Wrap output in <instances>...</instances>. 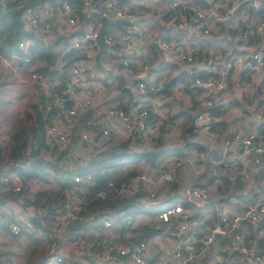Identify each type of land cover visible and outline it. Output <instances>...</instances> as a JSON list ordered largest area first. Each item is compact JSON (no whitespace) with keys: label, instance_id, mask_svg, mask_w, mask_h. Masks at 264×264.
<instances>
[{"label":"built area","instance_id":"2783aa9c","mask_svg":"<svg viewBox=\"0 0 264 264\" xmlns=\"http://www.w3.org/2000/svg\"><path fill=\"white\" fill-rule=\"evenodd\" d=\"M6 1L0 0V5ZM14 1L21 6L23 26L43 42L54 41V48L60 51H81L69 62L61 86L58 77L51 78L33 67L24 71L29 63L26 55L21 56L20 63L16 53L0 54L2 72L31 83L37 96L42 95L38 100L44 121L40 155L48 154L52 148L63 150L60 162L64 164L66 160L67 168L72 169L101 153L125 149L120 145L125 140L126 150L133 152L152 149L157 138L166 149L180 146L181 110L190 113V129L206 149L184 148L180 154L162 150L152 162L144 156L124 158L120 166L126 176L108 179L105 187L94 192L96 198L132 197L150 207L151 215L139 212L136 217L146 222L153 215L160 222L159 229L151 235L133 240L129 228L118 232L114 227L111 238H91L79 230L66 235V241L88 255L92 264H149V260L152 264H209L200 263L199 256L222 235L235 242L245 263L264 264V251L249 237L248 224L262 227L264 220V132H259L258 126L240 123L236 118L239 115L229 121L223 115L214 117L210 111L221 99L218 91L227 87L223 74L228 70L235 75L244 68L251 69L249 80L240 86L245 95H251L258 83L264 89V11L261 18L249 16L246 11V5L261 8L264 0H204L205 4L194 0H79V10L74 0H54L57 5L52 0L29 4ZM94 9L96 16L80 18V11L90 15ZM100 16L125 21L106 25L102 33L106 50L100 53L99 66H95ZM149 16L159 25L153 34L143 23ZM239 20L245 25L255 24L259 35L254 45L246 42V28L228 31L238 26ZM222 27L224 32L216 36ZM56 34H63V39L57 41ZM32 42L31 37L23 35L16 40V46L26 51ZM152 44L156 55L151 60L153 55L147 47ZM199 50L204 55L198 54ZM58 59L59 54L55 58L57 66ZM170 62L188 74L194 95L198 94L196 89L200 90L196 102L192 99L193 108L190 99L189 104L184 98L188 91L180 79L168 92L159 91L170 71ZM200 70H219V77H201ZM109 75L123 76L129 91L120 92L115 85L117 79L110 81ZM119 100L124 104H118ZM242 103L247 110L253 104ZM249 110L262 118L258 111ZM217 119L230 123L225 137H220L213 126ZM218 166L241 181L239 189L231 188L232 194H218L215 189L216 183H221ZM43 170L51 181L67 176L66 169ZM70 178L72 189L61 205L55 232H61L77 216L87 199L78 191L84 190L83 183L93 181L90 171H74ZM256 179L263 184L257 195L239 192L244 184L254 190ZM21 184L17 171L0 169V189L17 190ZM25 193L23 196H27ZM179 194L183 201L177 200ZM101 224L113 227L108 217L102 218ZM135 224L129 223L130 227ZM9 227L12 233L34 228L29 216L18 209ZM162 239L168 244H161ZM61 259L58 253H48L40 264H58Z\"/></svg>","mask_w":264,"mask_h":264},{"label":"trees","instance_id":"16d2710c","mask_svg":"<svg viewBox=\"0 0 264 264\" xmlns=\"http://www.w3.org/2000/svg\"><path fill=\"white\" fill-rule=\"evenodd\" d=\"M42 1H51V0H25L27 4L32 2H42ZM199 4H205L204 0H194ZM53 5H57L52 0ZM74 4L77 9H80L81 4L79 0H74ZM247 15L252 16L254 18L263 17L264 4H262L261 8L255 9L252 6L246 5ZM21 6L18 5L17 1L7 0L3 6L0 5V54L9 56L11 53H16L20 57L18 61L20 63L23 62L22 57L26 55L28 57L27 62H32L37 60L34 65V69L41 71L45 75L49 77H58L59 83L58 86H61L63 80L65 79V73L68 68L69 62L75 58L81 52L76 48H68L65 50L55 49L53 46V42H43V40L33 33L30 29H26L23 26V23L20 18ZM79 12V11H78ZM96 9L92 10L90 15H87L83 11L79 12L81 15V19H88L96 16ZM236 27H234L231 31L232 33L241 31L242 29H247V44L254 45L258 39V32L256 31L255 24L245 25L244 21L239 20L237 22ZM29 36L32 38V44L26 51H22L16 46V40L23 36ZM56 40L59 41L63 39V34H56ZM151 49L152 55H156L155 47L149 45ZM205 52L199 50L198 54L204 55ZM59 54L58 66L55 63L56 55ZM174 63H169V69L171 70L174 67ZM251 69L244 68L239 72H235V75L232 74V70H228L223 74V79L225 80V84L230 86L232 76H234V80L241 86L245 81L250 78ZM199 75L201 77H206L211 75L215 78L219 77V70L207 71L200 70ZM110 81L113 78L117 79V83L115 84L117 88H119L120 92H128L129 89L126 86L125 79L121 75H109ZM181 80L184 83V89L188 92L191 89V81L188 77V74L180 71L179 73L174 74L173 76H166L164 83L160 87L159 91L168 92L171 85L177 80ZM190 88V89H189ZM262 95H259V93ZM38 100H42V95L37 96ZM242 101H246L248 103H254V110L258 111L261 114V117L264 118V89L261 88V85L255 84L254 91L251 95H245L242 92ZM258 98L257 100H255ZM37 100V101H38ZM235 103L237 105L240 104V100L236 99ZM118 104L123 105L124 102L119 100ZM211 114L214 116L218 110V104L213 105L211 108ZM245 111V109H243ZM35 115L32 118L29 111H25L26 115L31 117V122L29 124H21L17 125L10 132L8 148L0 153V169L6 170H15L21 176L22 184L21 187L17 190H13L9 187H4L0 189V230L12 233L9 227V222L13 219L8 215L2 208L1 204L4 199L8 200H17V197L23 193L28 185L26 184L27 179H36L38 181H51L46 172L43 170L45 167H52L55 171L59 169H66L67 176L61 180L54 178L51 181V184L48 187H43L41 189H34L31 191V197L28 196L22 197L23 200L20 199L21 206L25 209L28 205H30L33 209L32 214H29V218L32 221V224L39 229H43L51 238L61 239V236L69 235L71 231H79V230H88L91 227H95L100 229L102 227L101 223H97L98 217L103 215L104 217H108L113 220V227H115L118 232H121L124 229H128L131 231L130 239H140L145 238L156 230L159 229L158 223L156 219H153L150 216V219L146 222H141L139 218L136 217L137 213L145 212L147 214H151L150 207L143 206L141 202L132 197L125 196H107L104 198H96L93 194L94 192L102 187H105L106 181L108 179L119 180L126 176L121 169V164L123 163L124 158H139L140 156H144L145 159L151 161L154 159V156L162 151L167 150L168 152H173L175 154H180L185 150L189 151L191 149L196 151H206L205 147L196 140L195 133H193L190 129L189 121H190V113L185 110L179 111L181 114V122L179 127L178 137H180L181 144L180 146H172L164 148L160 140L157 138L156 142L153 144V148L146 151H138L133 152L130 150H126L127 140L120 143L121 147L125 149H121L119 152L108 151L105 153H101L98 156H95L88 162L82 164L81 166H77L72 169H68L63 165L61 158H63V150H58L56 148H52L49 150L47 154H39V150L42 146V135H43V126L44 121L41 118L40 112L38 109H34ZM86 112L84 115H87ZM223 122L222 120L217 119L213 122V126L217 130L219 123ZM259 132H264V122H259ZM33 142V145H32ZM32 156L34 160L25 161L26 157ZM220 168V169H219ZM218 171L222 173L219 175L221 179V183H216L215 189H218V194H224L229 191L232 187L237 189L240 186L241 181L238 180L237 177H233L229 172V170L223 168V166L217 167ZM74 171H90L93 175L92 182H85L82 185L81 191H78V194L87 196L86 202L82 206V208L78 211L77 217L72 219L66 227L60 232V235H56L54 225H49L46 221V217L50 212L55 211L51 206V202H55V200L60 199V206L66 200V194L70 192L69 189H72L71 185L73 181L70 178V174ZM211 181V179H209ZM25 185V186H24ZM1 186V185H0ZM74 189V188H73ZM77 191V190H76ZM65 199V200H64ZM61 209V207H60ZM90 214V217L85 218V215ZM196 218V214H194ZM128 217V218H127ZM127 218V219H126ZM126 219V220H125ZM130 221H135V226L130 227ZM207 223V221H205ZM249 224L250 234L249 237L253 239L255 246L264 250V234L258 235L256 234V230L261 227V225H257L258 227L251 226ZM68 226V227H67ZM31 230V229H30ZM26 229H19L17 233H25V235L31 237L32 231ZM87 237H97L99 235H94L92 231L87 232ZM197 236H200L198 234ZM53 238V239H54ZM8 252V249L2 248L0 246V261L4 259V253ZM86 258L88 255L84 254ZM89 258V257H88ZM44 258H39L34 263H29V259H26L23 264H40ZM63 258L59 261L58 264H62ZM149 264H152L151 261H148Z\"/></svg>","mask_w":264,"mask_h":264},{"label":"crops","instance_id":"0c3cea01","mask_svg":"<svg viewBox=\"0 0 264 264\" xmlns=\"http://www.w3.org/2000/svg\"><path fill=\"white\" fill-rule=\"evenodd\" d=\"M143 23L145 25H148L149 29L151 30L152 34L154 32L158 31L159 25L155 22V19L152 17H146V19H143ZM224 32V28L222 27L219 32L216 33V36L221 35ZM226 33V30H225ZM198 38V37H197ZM147 50L151 52V49L149 47H147ZM155 59V55L152 56L151 60ZM24 71H26V66L23 69ZM180 67L178 66V68L176 66H174L170 71H167L166 76L170 77L173 74L179 73ZM1 77H0V92H1V99L2 101H6L4 104H11L9 106V108L11 109L12 106H16V108L13 109H9L8 111H6L7 113L9 111H12L13 113L15 112L17 114V117H19L18 119H20V117L22 116V113L26 111V109L24 110V106L29 108L28 105V101L29 98L31 97L32 99H34L33 104H34V108L38 109V102H36V95H37V91L35 92V88L34 86L29 83V82H24L21 81L20 79L13 77L10 73L8 72H2L1 71ZM226 88L221 89L220 91H218L217 96L221 97L220 101L218 102V112L214 115V117H219L221 115H223L224 117H227V119L229 121H231L233 119L234 116H237V119H240L239 122L242 124H247V125H254V126H259V120H255L253 119V114L252 111L249 109H253L254 110V103L251 105V107L247 109H245V107L243 106V103L239 105H237L235 103V101H237L236 99L242 101V90L240 85L234 80V76H232L231 79V84L230 86L226 85ZM190 89V88H189ZM196 92L198 93L197 95H194L193 92L190 91L187 92L188 95L184 96L185 99H187V103L190 104L191 101V108H193L195 106V103L192 101V99L196 102V100L198 99L199 95L201 94L199 89H196ZM200 92V93H199ZM263 92L259 93V95H262ZM190 99V101H189ZM196 99V100H195ZM258 98H256L255 100H257ZM234 103V105H233ZM169 106V105H168ZM245 109V111L243 110ZM28 111V110H27ZM21 115V116H19ZM22 118V117H21ZM235 118V119H236ZM31 120V117L29 116H25L24 120ZM234 119V120H235ZM222 120V119H219ZM219 123L218 129H219V136L220 137H225L229 131H230V123H228V121H224ZM257 124V125H256ZM243 126V125H242ZM6 137V136H5ZM213 151H216V149L212 148ZM44 154V153H43ZM25 161H30V160H34L32 156L30 157H26L24 159ZM64 166H68V163L66 162V160L64 161ZM36 181V180H35ZM244 188V189H243ZM258 188H263V184L259 181V179H256V186L254 187V190L247 187V185H243L241 188V191H239L240 193H244L250 195V196H255L257 195L258 192ZM237 189H239L237 187ZM28 190H29V186H28ZM231 190V189H230ZM247 191V193H246ZM20 199H24L22 197H17V200H8V199H4L3 203L1 204V208L11 217L13 216V213L16 209H18L19 207L22 209L21 203L19 201H21ZM25 215L32 214L33 209L30 205H28L23 211H22ZM36 228V227H35ZM29 230V229H28ZM32 231L31 237L25 235V233H19V234H15L18 236H22L24 235L27 239H32V243L36 242V231L41 232L42 235H47L49 236V234H47L43 229H39L36 228L35 230H30ZM40 234V235H41ZM256 234L258 235H262L264 234V220L262 221V227L256 231ZM10 235H14L12 233L0 230V246L2 248L8 249V252L4 253V259L0 261V264H13V258L11 257V253L14 252V249L12 247L11 241L12 239L10 238ZM46 236V237H47ZM50 241H52L54 243V250L56 252H61V248L64 246V244H61V241L59 242L56 238H51L50 236L47 237ZM5 240L8 241V243H10L11 247L8 246V244L5 242ZM264 251V250H263ZM29 251H27L26 254H24L22 256V260L20 261V264H23V262L26 259H29V263H35L37 259H35V256H30L27 255ZM33 255H34V250L32 251ZM66 253V258H64L63 261H65L66 259L69 260L70 264H92L90 261V258H86V256H84L85 253L83 252H77L74 249H70L68 248V250L66 252H62V254ZM199 260L200 263H209V264H253V263H245L242 259H241V254L240 252L237 250L235 242L228 236H222L219 235L217 236V241L216 243H214L213 245H209L206 249L203 250L202 254L199 256Z\"/></svg>","mask_w":264,"mask_h":264},{"label":"rangeland","instance_id":"374dc122","mask_svg":"<svg viewBox=\"0 0 264 264\" xmlns=\"http://www.w3.org/2000/svg\"><path fill=\"white\" fill-rule=\"evenodd\" d=\"M147 12H149V11H147ZM149 14H152V13L150 12ZM80 18H81V16H80ZM36 62H37V60L29 62V63H26V72H28L31 67L34 68V65H35ZM0 73H1V70H0ZM0 77H1V74H0ZM108 87H110V86H108ZM0 97H1V92H0ZM36 98H37V95H36ZM34 99H35V97H34ZM34 99H32L31 97L29 98V100H28V101H30V102H28L29 108L26 107V106L23 107L24 110L26 109V110H28L30 112L32 118L35 115V111H34L35 108H34V104H33ZM37 100H38V98L36 99V102H38ZM5 102L6 101H2V99L0 98V153L4 152L8 148V142H9V137H10L11 130H13L17 125H19V123L26 125V124H29L31 122L30 119L29 120H24V118L26 116V112H23L22 116L19 115V116L22 117V118L20 117V119H18L19 117H17V114L15 112L13 113L12 111H9L7 113L6 111H8L10 109L9 106L11 104H6L5 105L4 104ZM13 108H16V106L15 105L12 106L11 109H13ZM32 145H33V142H32ZM43 153L46 154L45 152H43ZM46 168L47 167H45V169ZM47 177H48V175H47ZM20 180H21V176H20ZM35 180L36 179H32V178L26 180V184L29 186V190L27 188L25 190L26 191L25 194L28 196V198L31 197V191L32 190L34 191V189L37 190V189H41L43 187H48L51 184V181L47 182V181H38V180L35 181ZM21 183H23L22 180H21ZM19 197H25V196H23V193H21L19 195ZM65 199H66V197H65ZM177 200L183 201L184 200L183 195L179 194L177 196ZM59 203H60V199L55 200V202H51V206L53 207V210L55 209V211L50 212L49 213L50 216L48 215L46 217L47 223L50 226L54 225L52 228H54L55 225H57V222H58V220H59V218L61 217V214H62V211L60 209L61 206H60ZM18 210H20V212H21V211L24 210V208L22 207V209H21L19 207ZM89 216H90V214L85 215L84 217L88 218ZM76 217H74V219ZM102 218H107V217H104L103 215H100L98 217L99 220L96 221V222L97 223H101V219ZM70 221H68V223ZM110 221L113 223L112 219H110ZM33 227H34L33 230H35L36 228H35L34 225H33ZM112 229H114V227H111V224H108V225H102V227H100V229H97L95 227H91L87 231L86 230H83V231L88 236L87 232L95 230V231L99 232L98 234H100L99 236H100L101 239H104V238L107 239V238H111L112 237ZM58 233H60V231L56 232V235H58ZM12 234H14V233H12ZM40 234H41V232L36 231L35 235H37V237H36V242H34V243H32V239L29 240L24 235H22V236L10 235V238L12 239V241H11L12 247L14 249H16V250H14L13 253H11V257L13 258V261H12L13 264H20V261L22 260V256L24 254H26L27 251H29L27 255L35 256V259H39L41 257L45 258L46 254H48V253H58V254L61 255L63 260H64V258H66V253L62 254V252H66L68 250V248L74 249L75 251L80 252L72 245V243H69L68 241H66V239H67L66 235H64L62 239H58V241L59 242L61 241V244L63 243L64 246L61 248V250H60L61 252H56L54 250V248H53L54 247V243L47 238L49 236L42 235V234L40 235ZM93 237H95V236H93ZM160 241H161V244H163V245H167L168 242H169V241H165L163 239L160 240ZM5 242L8 244V246L11 247L10 243H8L7 240H5ZM33 250H34V255H33V252H32ZM62 264H70V262H69L68 259H66L65 261L62 262Z\"/></svg>","mask_w":264,"mask_h":264},{"label":"water","instance_id":"95a60500","mask_svg":"<svg viewBox=\"0 0 264 264\" xmlns=\"http://www.w3.org/2000/svg\"><path fill=\"white\" fill-rule=\"evenodd\" d=\"M99 18H100L101 23H100V26H99V29L96 35L97 49L94 53L95 66H99L100 53L106 50V43L102 39V33L105 31L106 25L110 23H121L125 21V19L123 18H107L105 16H100ZM253 119L259 120L261 122L264 121L262 118H257L255 116H253ZM233 192H234L233 189H231L229 190L228 194H232Z\"/></svg>","mask_w":264,"mask_h":264}]
</instances>
